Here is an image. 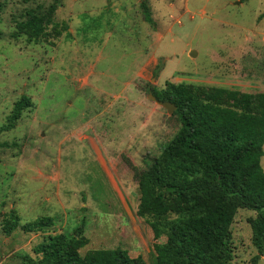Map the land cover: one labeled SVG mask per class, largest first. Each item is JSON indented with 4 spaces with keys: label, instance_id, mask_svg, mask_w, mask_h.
Returning <instances> with one entry per match:
<instances>
[{
    "label": "rangeland",
    "instance_id": "rangeland-1",
    "mask_svg": "<svg viewBox=\"0 0 264 264\" xmlns=\"http://www.w3.org/2000/svg\"><path fill=\"white\" fill-rule=\"evenodd\" d=\"M0 2V264H36L34 247L48 233L71 234L82 222L90 239L82 254L122 247L155 264L154 245L166 237L156 240L137 214L134 167L158 156L180 122L151 89L170 81L264 91V0ZM54 2L69 33L13 37L27 9ZM23 96L33 105L2 130ZM13 210L23 223L52 216L55 225L6 234ZM254 215L240 208L232 225L237 264L256 254Z\"/></svg>",
    "mask_w": 264,
    "mask_h": 264
},
{
    "label": "trees",
    "instance_id": "trees-1",
    "mask_svg": "<svg viewBox=\"0 0 264 264\" xmlns=\"http://www.w3.org/2000/svg\"><path fill=\"white\" fill-rule=\"evenodd\" d=\"M26 3L33 0H23ZM144 19L155 24L145 4ZM57 3L37 5L16 19L13 37L26 35L40 42L69 33L67 21L54 19ZM0 10L2 4L0 2ZM153 95L176 105L180 126L145 168L134 167L139 184L137 214L151 226L156 240L155 264H237L232 225L240 208L255 212L248 218L256 250L250 264L264 255V91L242 92L223 86L168 81L153 86ZM28 96L16 101L8 124L15 128ZM55 225L52 216L23 223L13 210L3 221V231L17 229L46 233ZM82 222L73 233H48L34 247L36 264H144L127 249L97 248L82 254L88 245Z\"/></svg>",
    "mask_w": 264,
    "mask_h": 264
},
{
    "label": "water",
    "instance_id": "water-1",
    "mask_svg": "<svg viewBox=\"0 0 264 264\" xmlns=\"http://www.w3.org/2000/svg\"><path fill=\"white\" fill-rule=\"evenodd\" d=\"M191 55H193V53L191 52ZM150 96L156 101L158 102L160 105L166 107L168 109V111L170 113H172L175 109H176V105L170 101H162L156 98L155 95H153L152 93L150 94Z\"/></svg>",
    "mask_w": 264,
    "mask_h": 264
}]
</instances>
